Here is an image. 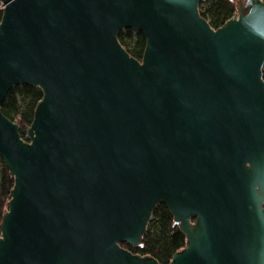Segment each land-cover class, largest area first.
<instances>
[{"label": "water", "instance_id": "water-1", "mask_svg": "<svg viewBox=\"0 0 264 264\" xmlns=\"http://www.w3.org/2000/svg\"><path fill=\"white\" fill-rule=\"evenodd\" d=\"M203 1L0 0V264H160L122 244L161 202L187 238L170 264H264V0L217 29ZM17 85L43 92L26 139Z\"/></svg>", "mask_w": 264, "mask_h": 264}, {"label": "trees", "instance_id": "trees-1", "mask_svg": "<svg viewBox=\"0 0 264 264\" xmlns=\"http://www.w3.org/2000/svg\"><path fill=\"white\" fill-rule=\"evenodd\" d=\"M241 0H204L200 3L201 15L215 29L239 11ZM2 10L0 9V21ZM119 40L135 58L142 59L146 49V37L135 29H123ZM264 72V69H263ZM43 97L39 87L29 85L14 86L1 104L3 113L20 125L23 138H27L26 129L31 125L38 101ZM14 178L10 175L4 160L0 156V231L3 216L8 209ZM135 254L155 257L160 264H170L173 255L187 245V238L174 222V216L163 202L154 210L146 233L140 245L122 244Z\"/></svg>", "mask_w": 264, "mask_h": 264}, {"label": "rangeland", "instance_id": "rangeland-1", "mask_svg": "<svg viewBox=\"0 0 264 264\" xmlns=\"http://www.w3.org/2000/svg\"><path fill=\"white\" fill-rule=\"evenodd\" d=\"M0 9H1V4H0Z\"/></svg>", "mask_w": 264, "mask_h": 264}]
</instances>
